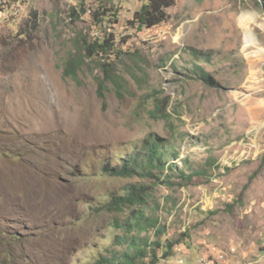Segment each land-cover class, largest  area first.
Segmentation results:
<instances>
[{"label":"rangeland","instance_id":"rangeland-1","mask_svg":"<svg viewBox=\"0 0 264 264\" xmlns=\"http://www.w3.org/2000/svg\"><path fill=\"white\" fill-rule=\"evenodd\" d=\"M106 1L118 16L113 60L127 90L109 91L105 108L99 70L86 68L78 84L62 66L78 38L100 36L93 13ZM257 1L176 0L166 22L140 31L132 21L148 0H29L16 22L0 25V264L111 257L124 233L115 223L130 211L103 207L133 184L154 181L111 177L104 168L121 166L150 135L179 153L171 158L179 171L199 172L184 185L179 171H166L171 185L154 186L162 239L181 240L160 264L201 257L264 264V6ZM197 66L216 85L200 80ZM156 96L171 99L169 123L152 117Z\"/></svg>","mask_w":264,"mask_h":264},{"label":"trees","instance_id":"trees-1","mask_svg":"<svg viewBox=\"0 0 264 264\" xmlns=\"http://www.w3.org/2000/svg\"><path fill=\"white\" fill-rule=\"evenodd\" d=\"M107 3L101 4L93 13L95 19L96 31L100 36L91 38L81 36L74 43V49L68 54L64 62L63 77L80 83L81 74L86 68L94 66L93 73L99 70L98 94L107 107L106 95L109 91H114L121 97L127 90L125 78L119 73L116 62L113 58L120 57V51L116 49V39L110 29L118 23V16L111 9L107 8ZM264 2V0H263ZM103 3V1L101 2ZM176 4V0H148L134 14L132 24L138 30L153 29L166 22L169 18L167 10ZM257 4L262 5L258 0ZM84 13V10H83ZM34 22L31 23V30L38 28L36 14ZM112 17V18H111ZM71 18L77 20L80 18L79 10L73 8ZM200 52L195 51V54ZM205 55V54H201ZM199 56V55H198ZM198 78L204 81L208 86L216 85L212 75L202 66H197ZM157 94V93H155ZM155 110L152 117L163 119L169 123L173 116L169 108L171 99L154 97ZM179 153L172 152V147H168L164 138L156 135L150 137L144 142L143 147L128 158L121 159V166L106 165L105 175L111 177L141 178L154 181V186L159 183L171 185L169 177L179 171L178 166L171 163V158H179ZM168 171L169 175H166ZM199 172L186 175L179 171V175L186 183H191L194 176ZM180 185V184H179ZM142 184H133L122 196H112L111 202L103 207L110 213L128 216L124 221H117L115 226L123 229L122 235H117L114 239L112 250L113 255L109 258H103L99 261L101 264H160L162 261H168L174 257V251L177 245L181 243L180 239L163 240L162 236L165 227H162V219L158 215L160 205L155 202V187ZM182 186V185H180ZM150 211V215L148 214ZM153 234L157 240L152 241ZM123 248L118 251L116 248Z\"/></svg>","mask_w":264,"mask_h":264},{"label":"built area","instance_id":"built-area-1","mask_svg":"<svg viewBox=\"0 0 264 264\" xmlns=\"http://www.w3.org/2000/svg\"><path fill=\"white\" fill-rule=\"evenodd\" d=\"M68 1L73 2L74 0ZM28 5L29 0H0V25L10 26L12 23L16 22L28 11ZM220 259L201 257L193 262L180 260L177 264H222Z\"/></svg>","mask_w":264,"mask_h":264},{"label":"water","instance_id":"water-1","mask_svg":"<svg viewBox=\"0 0 264 264\" xmlns=\"http://www.w3.org/2000/svg\"><path fill=\"white\" fill-rule=\"evenodd\" d=\"M262 3V6H264L263 0H259ZM263 71H264V65H263Z\"/></svg>","mask_w":264,"mask_h":264}]
</instances>
